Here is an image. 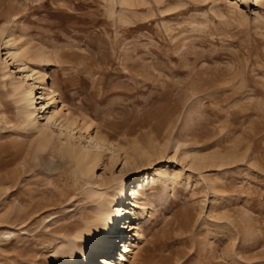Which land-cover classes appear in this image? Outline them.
I'll list each match as a JSON object with an SVG mask.
<instances>
[{
	"label": "rangeland",
	"instance_id": "1",
	"mask_svg": "<svg viewBox=\"0 0 264 264\" xmlns=\"http://www.w3.org/2000/svg\"><path fill=\"white\" fill-rule=\"evenodd\" d=\"M0 28L48 73L33 81L1 47L0 264H64L101 206L132 211L105 253L116 261L134 238L120 264H264V2L0 0ZM54 111L84 128L77 144L105 142L94 176L47 141Z\"/></svg>",
	"mask_w": 264,
	"mask_h": 264
},
{
	"label": "bare ground",
	"instance_id": "2",
	"mask_svg": "<svg viewBox=\"0 0 264 264\" xmlns=\"http://www.w3.org/2000/svg\"><path fill=\"white\" fill-rule=\"evenodd\" d=\"M259 1L261 3L264 2V0ZM2 46H5L7 48L8 59L20 63L22 71H24V73H27L26 77L32 78L33 81H43L48 76L47 72H41L28 66L27 54L23 53L18 48L13 34L6 35L4 28H0V49ZM0 65L6 68L7 62L5 61L3 64L0 61ZM25 85L26 84L23 79H19L17 81L11 80V86L19 96L18 102L22 104V106L20 107L21 113L24 115L25 119L31 123L30 125L39 130L40 128H38V121L35 122V120L33 119L34 115L38 111L36 109L37 100L36 96L34 95V85L30 86L28 90L25 88ZM49 96H51V94H49ZM44 97L45 96H40L38 99H45ZM46 120L47 125L49 126L47 127V129H45L46 132L49 133L51 125H55L59 129V132L57 134L51 132V137L48 138L47 141L51 142V139L54 140V137H57L62 144V150L64 154L77 161L85 175L94 176L96 168L98 166L97 163L101 162L104 158L102 148L105 146V142L102 139L98 138V136H96L90 137V144H92L91 147L77 144L75 142L77 138L75 137L74 132L78 130L80 132V138H83L81 133L83 132L84 128H80L77 123L71 121L68 116H64L59 111H54L49 114L46 117ZM62 138L64 141L62 140ZM143 156L140 157L146 159L148 167L151 166L153 164V161L151 160L150 155L144 154ZM134 157H127L126 160H124V166H137L139 163V158ZM195 157L196 158L194 159L193 163L194 166H201L203 164H206L207 159L205 157ZM119 159L120 158L118 155L115 156L113 158L114 163H117ZM156 176H158L157 173H153L152 179H150L151 177L147 176L146 178H142V181H140L139 183L134 184L132 190V196L134 199L132 202L133 206L140 205L143 190H146V186L150 184L151 180L155 179ZM118 180H120V177L113 175V181L118 182ZM125 204L126 203L124 202L123 205ZM131 212L132 211H130L128 208H124V206L116 209L115 212L109 211L108 209H105L103 206H101L100 214L98 215V217L93 220H87L85 225L86 227L81 232V238L84 239L86 243H84L82 246V244L78 243V241L72 240L70 242L71 245L68 252H63L65 253L64 264H93L96 259H98V264H120L121 262H125L127 260V257L124 252H131L133 251V247H137L136 241H132V239L134 240V238L128 240L130 242L125 245L126 250L120 256V258H116V261L118 260L117 262L113 261L110 254L105 253H107V251L112 247L114 241L113 234L115 233L114 229H116L117 227V222H119V220L123 222L127 216H130ZM126 225L127 222L124 223V228ZM132 229L136 230L137 228L133 226V228H131L130 230ZM126 230H128V227H126ZM116 231H119V229H117ZM126 237L129 238L130 236L128 235ZM103 253L105 254V257H101Z\"/></svg>",
	"mask_w": 264,
	"mask_h": 264
}]
</instances>
